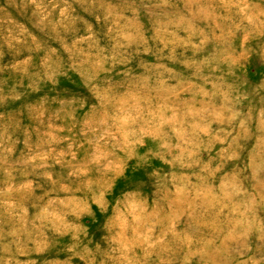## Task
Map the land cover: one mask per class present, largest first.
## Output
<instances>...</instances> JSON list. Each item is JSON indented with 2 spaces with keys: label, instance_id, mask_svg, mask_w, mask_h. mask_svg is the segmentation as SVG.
I'll return each instance as SVG.
<instances>
[{
  "label": "rangeland",
  "instance_id": "1",
  "mask_svg": "<svg viewBox=\"0 0 264 264\" xmlns=\"http://www.w3.org/2000/svg\"><path fill=\"white\" fill-rule=\"evenodd\" d=\"M0 264H264V0H0Z\"/></svg>",
  "mask_w": 264,
  "mask_h": 264
}]
</instances>
